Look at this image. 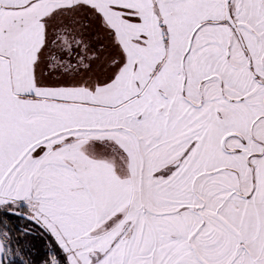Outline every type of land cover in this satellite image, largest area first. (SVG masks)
Wrapping results in <instances>:
<instances>
[{"label": "snow or ice", "instance_id": "6c2138e0", "mask_svg": "<svg viewBox=\"0 0 264 264\" xmlns=\"http://www.w3.org/2000/svg\"><path fill=\"white\" fill-rule=\"evenodd\" d=\"M14 217L38 264H264V0H0V264H37Z\"/></svg>", "mask_w": 264, "mask_h": 264}, {"label": "trees", "instance_id": "16d2710c", "mask_svg": "<svg viewBox=\"0 0 264 264\" xmlns=\"http://www.w3.org/2000/svg\"><path fill=\"white\" fill-rule=\"evenodd\" d=\"M10 227L12 229L14 240L12 247L16 248L17 244L15 243V240H19V247L22 250V254H27L25 255V259H31L38 264L43 257V253L46 251L45 245L48 239L47 236L44 235L36 225L35 228L31 229L29 223L20 217L12 218ZM26 227L30 228L34 233L21 235V230ZM17 264H19V258H17Z\"/></svg>", "mask_w": 264, "mask_h": 264}, {"label": "flooded vegetation", "instance_id": "af4514ba", "mask_svg": "<svg viewBox=\"0 0 264 264\" xmlns=\"http://www.w3.org/2000/svg\"><path fill=\"white\" fill-rule=\"evenodd\" d=\"M29 226L31 227V229H32V228H35V224H29ZM30 233L32 234V233H34V232H32V230H31ZM30 233H29V234H30Z\"/></svg>", "mask_w": 264, "mask_h": 264}]
</instances>
